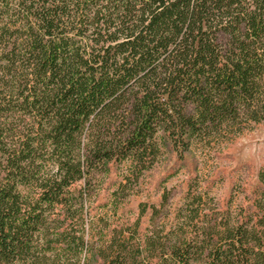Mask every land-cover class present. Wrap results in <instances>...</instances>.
<instances>
[{"label": "trees", "instance_id": "16d2710c", "mask_svg": "<svg viewBox=\"0 0 264 264\" xmlns=\"http://www.w3.org/2000/svg\"><path fill=\"white\" fill-rule=\"evenodd\" d=\"M253 124L264 0H0V264H264V168L236 215L88 231L97 174Z\"/></svg>", "mask_w": 264, "mask_h": 264}, {"label": "rangeland", "instance_id": "374dc122", "mask_svg": "<svg viewBox=\"0 0 264 264\" xmlns=\"http://www.w3.org/2000/svg\"><path fill=\"white\" fill-rule=\"evenodd\" d=\"M138 182L129 181L130 163L111 165L97 174L89 199V240L96 246L110 239L115 227L133 225L141 217V233L167 229L178 222V211L198 209L201 215H236L260 191L264 168V124L252 125L226 139L197 142L180 160L166 153ZM200 197L201 199H196ZM196 204V205H195ZM159 210L153 215V208ZM199 226L202 223L197 221Z\"/></svg>", "mask_w": 264, "mask_h": 264}]
</instances>
